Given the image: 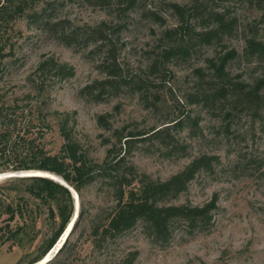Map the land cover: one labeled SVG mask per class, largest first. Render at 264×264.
Returning <instances> with one entry per match:
<instances>
[{
    "label": "rangeland",
    "instance_id": "1",
    "mask_svg": "<svg viewBox=\"0 0 264 264\" xmlns=\"http://www.w3.org/2000/svg\"><path fill=\"white\" fill-rule=\"evenodd\" d=\"M58 2L56 13L75 25L93 26L112 19L108 9L90 7L80 0ZM138 2V8L127 15L126 26L118 35L120 42L125 43L118 61L123 75L129 80L123 93L103 102L81 95L80 90L85 85L103 78L96 69L99 58L86 57L85 51L74 52L64 47L23 19L13 21L8 27L0 24V52L3 56L8 55L4 59L0 55V69H4L0 92L25 91L26 76L42 59L51 57L72 66L73 78L55 82L50 87L53 95L51 110L75 113L74 138L95 162L104 159L109 147L106 140L115 144L113 129L146 133L152 128L170 125L168 133L178 145H161L149 139V133L145 135L148 139L135 142L127 161L139 174L165 181L193 158L215 156L217 160L211 171L199 172L187 190L169 202L201 206L216 194L218 210L214 214V224L208 231H192L180 224L164 247L152 243L141 227L135 226L109 249L95 250L89 233L91 220L113 201L108 190L96 182L82 188L87 211L69 239L68 251L57 255L58 264H97L110 260V264H116L119 257L129 253H135L132 264H264V111L236 110L225 119L220 110L186 102V96L193 94L199 84L195 69L203 68L205 60L214 52H226L225 47L200 46L193 41L188 56L178 55L160 66L161 71L151 73L150 64L160 52L159 38L163 30L174 27L180 20L169 4L191 5L193 0ZM210 4L226 9L229 18L235 22V30L225 40L229 49L241 52L246 38L264 42V4L247 0H216ZM150 13L162 17L163 23ZM228 68L235 81L236 76L246 82H253L257 77L264 79V61L248 62L246 58H238ZM97 116H105L113 129L106 131L99 127ZM186 117L189 118L187 121ZM194 118L196 125L192 122ZM36 120L37 117H30L22 124L31 122L34 132L40 129L45 148L51 154L57 153L62 139L54 119L51 121L48 117L47 127ZM179 120L183 122L182 127L171 126ZM31 172L9 170L5 174L13 173L12 178H15ZM12 178L4 176L0 179V185H3L0 194L9 196L13 208L20 199L25 201L27 208L22 216L15 214L12 221L7 220V213L0 217V264H17L21 259L20 264H25L41 252L55 226L47 220V207L30 196L24 185L12 186L13 191L7 189ZM79 210L78 207L77 214ZM34 220V229H31L30 223ZM20 226H25V233L2 242Z\"/></svg>",
    "mask_w": 264,
    "mask_h": 264
},
{
    "label": "trees",
    "instance_id": "2",
    "mask_svg": "<svg viewBox=\"0 0 264 264\" xmlns=\"http://www.w3.org/2000/svg\"><path fill=\"white\" fill-rule=\"evenodd\" d=\"M90 7L108 9L109 21L96 25H75L69 19L60 17L56 11L58 0H0V24L8 27L17 19L27 20L38 31H43L52 39L74 52L85 51L86 57H98L97 71L102 79L85 85L81 95L90 96L95 102H103L123 93L129 80L123 75L118 61L125 46L118 35L123 31L127 15L138 8V0H80ZM216 0H193L191 5L171 2V10L180 20L177 25L163 30L158 47L160 52L150 64V72L161 71L170 59L188 56L196 45L222 46L226 52L216 53L205 60L203 68L195 73L200 78L193 94L186 96L190 105L201 104L204 107L224 112V118L232 116L238 110H252L254 113L264 111V79L255 78L253 82L232 80L229 64L238 58L248 62L264 61V42L251 37L245 39L240 51L225 44L226 38L235 30V22L229 18L224 8L211 6ZM251 3L264 4V0H247ZM114 12H112V10ZM142 15H145L144 13ZM155 20L163 23L162 17L150 13ZM186 33V34H185ZM188 35V37H186ZM2 56L4 59L7 56ZM0 69V83L3 79ZM75 75L74 68L57 62L49 57L40 60L35 69L25 78L26 89L23 92H0V174L9 170L39 171L60 177L71 187L79 198V212L73 227L57 254L46 264H58L59 253L68 251L69 239L78 223L84 218L87 208L82 197V188L99 182L113 198L112 204L96 213L91 220L90 238L93 249H109L135 226H140L143 234L152 243L164 247L177 226L184 224L192 231H208L214 224V214L218 210L217 195H213L201 206L190 204H170L184 193L189 183L199 172H210L215 156L200 155L193 158L181 171L165 181L153 180L146 174H139L134 165L127 161L132 147L140 139L156 140L164 146L178 145L170 137V125L152 128L149 132H127L115 130L105 116H97L96 124L103 130L113 129L115 144L106 140L105 157L101 162L89 158L86 150L74 138L75 113L51 110L53 95L50 87L55 82L67 81ZM37 117L44 127L49 126L48 117L54 119L62 145L57 153L51 154L45 148L44 134L31 131V122L22 121ZM231 118V117H230ZM189 119L186 117V120ZM226 119V118H225ZM196 125L195 118L192 120ZM182 120L173 123V127H182ZM144 136V137H143ZM141 137V138H140ZM175 149V148H174ZM183 150V147H180ZM167 150V149H166ZM173 151H170L172 153ZM12 178V177H11ZM24 185L28 194L47 207V220L55 226L51 237L46 240L44 248L25 264H36L54 247L63 234L73 214V198L69 190L59 183L42 176H23L12 178L7 189L14 185ZM3 185H0V191ZM7 194H0V217L9 214L8 221L15 214L23 215L25 201L20 199L14 208ZM9 200V201H8ZM24 202V203H23ZM30 223L31 229H34ZM8 228V226H6ZM25 226L11 231L2 242L15 239L25 233ZM6 235V234H5ZM135 253L119 257L116 264H132ZM22 260V259H21ZM18 262L17 264L21 263ZM110 261L96 262L110 264Z\"/></svg>",
    "mask_w": 264,
    "mask_h": 264
},
{
    "label": "bare ground",
    "instance_id": "3",
    "mask_svg": "<svg viewBox=\"0 0 264 264\" xmlns=\"http://www.w3.org/2000/svg\"><path fill=\"white\" fill-rule=\"evenodd\" d=\"M24 173H25V172H24ZM11 175H14V174H13V173L0 174V179L3 178L4 176H11ZM28 175H33V176H45V177L51 178V179H53V180H56V181H58V182H62L61 180L57 179L56 177H54V176L51 175L50 173H46V172L33 171V172H31V173L22 174V176H28ZM70 189H71V188H70ZM71 191H72V190H71ZM72 194H73L75 200L79 203V199L76 198V195H75V192H74V191H72ZM77 209H78V206H76V210H77ZM76 214H77V212H76ZM76 218H77V215H76V217L72 220V222H71L70 226L67 228L65 234H64V235L62 234V235H63L62 238H63L64 240H66L65 238L69 235V233H70V231H71V229H72V227H73V224H74V222L76 221ZM64 231H65V230H64ZM64 240H63L62 244L60 243L61 240H59L58 243L56 244V246L52 249V251H50V252L45 256V259L43 258L42 260H40V261L37 262L36 264H46L48 261H50L51 258H49V257H51L52 254H53L54 252L56 253V252L61 248V246H62L63 243L65 242ZM58 247H59V248H58ZM56 249H57V251H56ZM48 258H49V259H48Z\"/></svg>",
    "mask_w": 264,
    "mask_h": 264
},
{
    "label": "water",
    "instance_id": "4",
    "mask_svg": "<svg viewBox=\"0 0 264 264\" xmlns=\"http://www.w3.org/2000/svg\"><path fill=\"white\" fill-rule=\"evenodd\" d=\"M28 176H33V175H28ZM9 177H13L12 175L11 176H9ZM42 177H45V176H42ZM46 178H48V177H46ZM49 179H51V178H49ZM51 180H53V179H51ZM62 180V179H61ZM53 181H55V182H57V183H59L60 185H62L63 187H65V188H67L68 190H69V192L71 193V196H72V198H73V214H72V217H71V220H70V222L67 224V226H66V228H65V231L63 232V235L65 234V232H66V230H67V228L70 226V224H71V222H72V220L76 217V215L78 216V214H76V206H78L79 207V203L75 200V198H74V196H73V194H72V191L71 190H73L71 187H69L63 180H62V182H58V181H56V180H53ZM71 188V189H70ZM74 191V190H73ZM75 192V191H74ZM75 195H76V198H78V195H77V193L75 192ZM79 199V198H78ZM63 235H61V237H60V239L59 240H61V244H62V242H63ZM59 248V247H58ZM56 251H57V249H56ZM44 259H45V257H43ZM42 258V259H43ZM49 258H51V257H49ZM48 258V259H49Z\"/></svg>",
    "mask_w": 264,
    "mask_h": 264
}]
</instances>
